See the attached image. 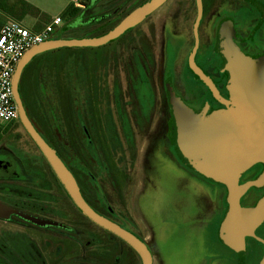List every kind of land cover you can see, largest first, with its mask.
<instances>
[{"label":"rangeland","instance_id":"1","mask_svg":"<svg viewBox=\"0 0 264 264\" xmlns=\"http://www.w3.org/2000/svg\"><path fill=\"white\" fill-rule=\"evenodd\" d=\"M24 1L38 9L47 19L52 20L57 16L61 18L63 20L61 37L76 40L95 38L90 28L77 29L74 27L77 16L82 9L72 8L69 0ZM84 15L83 21L87 22L89 20L88 12H85ZM11 19L14 18L11 17ZM25 19H29L27 20L29 23L33 18ZM212 21L209 16V23L211 24ZM1 23L2 21H0V26ZM122 44V40H116L96 49L67 48L36 56L27 66V69L34 70L27 100L37 98L38 111L41 112L42 119L51 122V136L65 150V140L57 134L58 131L53 127L54 120L52 121V117H56L58 122L63 119L65 125L68 126L67 122L70 124L73 121L72 113H74V117L80 115L83 125L88 127L87 121H90L92 115L90 106L96 105L98 107V99L101 104L100 111L96 108L95 112L96 114L100 113V116L95 117L99 118L96 120L100 121L104 129L105 134H103L102 139L108 145L110 156L106 151L108 163H105L103 159L105 169L94 174L95 168L93 167L92 178L97 179L98 185L103 186V192L107 195L101 194V197L108 205L111 215L108 212L104 214L124 229L140 234L153 252L155 238L152 235L161 234L164 228L163 224H166L165 222H168L167 217L171 216L170 235L175 234L168 238L167 245L175 249L177 264H182V261H185V264H200V255L195 256L187 252L188 249L196 248L198 244L196 239L187 236L190 227L188 223L183 224L182 217L184 212L188 210L189 200L193 197L192 183L196 185L198 179L208 183L207 178L205 176H203L205 178L199 177L191 169H187L186 165L181 163L178 153L174 154L173 149L177 146V132L170 119L167 97L162 91L160 82L162 74L159 71L156 80L157 103L149 118V124L143 119L142 111L137 104L140 98L139 94L131 90L135 78L132 66L135 55L131 54L135 44L128 42L124 49ZM192 44L191 37L190 46ZM156 57L160 59L161 56ZM185 58L179 57L180 60H185ZM116 96L120 101L118 110L114 105V97ZM40 101L43 102L41 107ZM28 104L30 110L32 102H28ZM29 115L36 125L31 116V110ZM119 118L124 121V127L121 123L119 124ZM0 127V141L2 142L0 151L13 154L21 162L31 158L37 164L35 159H41V156L38 155L36 148L28 138L20 132L18 134L20 139L16 143L12 137L2 136L1 132H3L4 127ZM61 130H65V128L61 126ZM124 130L131 137L133 149L126 141L127 137H125ZM38 131L39 135L56 151L57 148L48 139L47 134L39 129ZM72 131V126H70V132ZM66 154L62 153L68 164L74 168L78 164V159L73 154L68 153L67 156ZM1 157L2 155L0 156V170L4 169L5 173H9L11 168L7 167L6 162ZM108 166L111 167V171ZM188 166L191 167L189 164ZM185 174H188L190 181ZM82 182L88 187L85 192L92 197L94 203L99 204L100 202L95 200V188L91 181L89 183L84 178ZM214 182L215 185L221 184L217 181ZM111 183L124 186L125 189L120 194L111 186ZM5 186L8 190L4 189ZM221 188H223L222 193L217 190L213 193L215 206L218 201L221 203L222 212L220 216L226 212L227 207V192L223 186ZM1 198L6 203L13 205L27 206L29 202L36 203V210L53 216L54 219L64 213L61 208L66 210L60 203H55L57 197L52 192L41 194L27 188L20 189L12 184H0ZM25 199H31V201H23ZM40 205L42 207H39ZM223 207H225L224 210ZM67 212L64 217L68 216L69 224L77 229L78 236H82L88 225L82 223L81 218L76 213L71 210H67ZM165 228L168 230V227L165 226ZM0 234L2 235L1 264H31L33 261L27 259H31L32 249H43L41 252L47 258L49 255L52 258L54 254V247L44 251V245L55 239L52 233L31 227L25 228L24 226L23 228L22 225L12 223L0 224ZM222 235L226 240L224 233ZM210 240L206 241L205 249H203L205 253L200 257L201 259L207 257V261L211 263L218 254L210 245ZM116 248V255H121L119 253L126 247L118 243ZM92 250L95 251V248ZM11 252H13L12 256L10 255ZM135 255L128 254L129 257L125 255L123 264H129L128 258L133 261V264H141L140 259ZM235 262L237 264V257H235ZM246 263L250 264L249 260Z\"/></svg>","mask_w":264,"mask_h":264},{"label":"flooded vegetation","instance_id":"2","mask_svg":"<svg viewBox=\"0 0 264 264\" xmlns=\"http://www.w3.org/2000/svg\"><path fill=\"white\" fill-rule=\"evenodd\" d=\"M150 1L152 0H89L87 4H80L79 8L82 10L77 16L74 27L77 29L90 28L95 38L100 37L118 25L129 15V13ZM201 5L200 20L199 25H197L199 44L197 45L193 63L198 69L204 72L207 78L211 80V83L221 98L228 103V107H224L223 104L219 103L205 87L203 82H201V80L188 67V58L194 44L192 31L197 18L196 0H166L163 5L159 6L152 14L147 15L140 24L133 29H128L118 39L122 40L123 49L127 47L128 42L135 44L134 51L131 54L135 55L132 61L135 78L133 79L134 83L131 86V90L139 94L140 98L137 101V104L142 111L143 119L148 124L151 113L157 103L156 80L158 71L162 74V80H160L161 87L163 93L167 97V106L169 108L170 119L172 120L173 125H175L173 120L174 117L171 115L172 110L169 101L171 96H174L189 114L197 117L198 119L204 118L205 121H211L212 119L218 117H225V114H227L230 117L228 119L229 122L235 116L236 112L235 104L232 99L233 95L227 89L226 83L228 75L222 69L225 59L218 49L220 39L226 38L232 46L243 55V57L255 62L264 61V0H201ZM230 7L232 8L229 10ZM85 12H88L89 15V20L87 22L83 21ZM209 16L213 20L211 24L209 23ZM206 32L208 33L206 34ZM191 37L193 40L192 46H190ZM206 38L208 39L206 40ZM156 56L161 57L158 59ZM179 57L186 58L185 60H180ZM27 66L24 68L22 76H20V80L18 82L19 98L26 111L27 118L39 135L38 129L41 131V126L39 127L37 121L33 117V114L31 116L36 125L33 123L32 119H30L29 115L30 110L27 99L30 91L29 86L34 77V70L27 69ZM97 102V108L98 111H100L101 104L98 99ZM117 102L119 103L120 101L114 100V105ZM90 109L92 115L90 117V121H87L88 127L84 125L80 126L75 118L78 115H75L74 117V113H72L73 121L69 119L71 123L69 124V122H67V130L69 131L68 135H72L74 140L73 142H71V139L69 141H65V150L60 147L55 138L52 137V143L57 148L56 151L40 135L39 136L54 150L56 156L69 170L79 187L81 196L90 206V209L98 215L112 221L104 214L105 212L110 214V211L105 200H103L104 198L101 197V194H104L103 186L98 185L99 183L95 177L92 178L93 167L95 168L94 174L102 172L103 169H105L103 163L105 140L102 139L104 136L103 134L105 133L100 121L96 120L100 116V113L96 114L92 107H90ZM37 115L42 118L41 112H38ZM97 115L98 117L96 118L95 116ZM119 121V124L121 123L122 127H124V121L120 118ZM55 123L61 124V122H58L57 120ZM0 126L4 127L3 132H1L2 136L12 137L17 143V140L20 139L18 134L21 132L36 148L35 144L18 123V118L9 124H0ZM70 126H72L73 133L70 132ZM53 127L55 128V126ZM55 130H57V128H55ZM96 137L98 140L94 144L92 139ZM1 143L2 142L0 141V144ZM176 147L173 151L174 154L178 153L181 163H184L187 169H191L199 177L201 176L202 178H205L202 173L188 166V163L184 160L179 151L178 145ZM36 150L39 155L40 153L37 148ZM65 151L67 154L69 153L75 155L78 159V164L74 168L68 164L62 155V153L66 154ZM1 155V159H4L7 167L11 168V171L9 173H5L3 171L4 169L0 170V184H12L20 189L27 188L30 191L35 190V192L41 194L44 192H52L57 197V201L55 203H60V205L63 206V208H66V210L64 211L61 208L64 213H62L60 217H56L57 219H54L53 216H49L48 214L36 210V203L33 204L29 202V205L27 204V206H21L20 204L13 205L12 203H6L3 201V198H1V203L15 209V211L34 216V218L52 221V223H56L59 226H48L45 228L36 227L34 224L15 217L14 215L11 216L8 221H0V224L15 223L19 226L22 225L23 228L24 226L25 228L31 227L43 232L52 233L55 236L54 240L52 239L50 240V243L44 245V251L49 250L50 247H54V254L52 258H50L51 255H49L48 258L45 257L41 252L43 249H32L31 259H27L28 261H33L31 264L67 262L65 259L66 255L62 251L63 247L61 241L64 240H62L63 238L61 233H54L49 229L77 230L74 226H71V224L69 225V221H67L68 216L64 217V214L68 213L67 210H71L80 217L81 213L75 209L71 200L64 192L63 187L54 177L51 168L41 155H39L41 156V159H35L37 164L31 160V158L21 162L16 156L8 152L0 151V156ZM104 162L108 163L105 159ZM108 168L111 171V167L108 166ZM263 176L264 163L259 161L250 164L244 172L238 176L237 184L239 187L247 186L245 193L242 194L239 199V207L245 212L252 213L257 218L254 230L252 231L253 237H243L245 249L244 264H247L246 262L248 260L250 264H261L264 260V182L261 180ZM83 177L89 181V183L91 181L93 187L95 188V200L99 201V204L96 202L94 203L92 201V197L85 192L88 187L84 184V182H82L84 180ZM207 181L208 183L211 182L210 184L215 185L214 181H210L209 179H207ZM254 183H258L259 185L257 184L254 186ZM220 185L226 189L224 185ZM111 186L114 187L120 194L122 193L121 191L125 189L124 186H118L116 183H111ZM4 189L8 190L6 186ZM226 192L228 194L227 189ZM104 195L107 196L106 194ZM23 201H31V199H25ZM39 207L42 206L40 205ZM224 208L225 207H223V210ZM227 210L228 205L225 211L227 212ZM226 212L221 216V222L218 226V230H216L217 238L221 244H223V242L220 237L221 231L223 230ZM258 217H260V219H258ZM95 227L98 228L97 226ZM125 230L127 229L125 228ZM1 236L2 235L0 234V237ZM134 236L139 239L138 236ZM1 243L2 237L0 238V245ZM12 253L13 252L10 254L11 256ZM56 253H60V255L56 256ZM1 255L2 248L0 246V264L2 262ZM237 264H239L238 261Z\"/></svg>","mask_w":264,"mask_h":264},{"label":"water","instance_id":"3","mask_svg":"<svg viewBox=\"0 0 264 264\" xmlns=\"http://www.w3.org/2000/svg\"><path fill=\"white\" fill-rule=\"evenodd\" d=\"M166 0H152L137 8L118 25L97 38L49 40L30 48L18 61L12 76V100L16 105L18 123L35 144L38 152L51 168L54 177L63 187L75 209L93 225L108 232L124 242L140 259L141 264H152V255L147 246L123 227L98 215L90 209L79 192L75 180L54 150L37 134L36 129L26 116L19 98L18 82L24 68L36 56L53 50L76 48H100L118 40L128 29L140 24L147 15L152 14ZM197 18L193 25L194 44L188 58L189 69L203 82L213 97L224 107L228 103L221 98L211 80L194 65V57L199 44L197 25L201 15V0H196ZM224 57L222 69L228 75L227 89L233 95L235 116L218 117L211 121L198 119L171 96L170 106L177 132V145L184 160L207 179L220 182L228 191V210L220 237L224 245L236 254L239 264H244V236L253 237L252 231L256 216L239 207V199L247 186L239 187L238 176L254 162L264 163V61L255 62L243 57L225 38L218 45ZM264 182V176L262 177ZM258 184V183H257ZM254 183L253 185H257ZM259 185V184H258ZM34 224L36 227H57L56 223L15 211L0 202V221H8L11 216ZM260 219V217H258ZM264 264V260L261 262Z\"/></svg>","mask_w":264,"mask_h":264},{"label":"trees","instance_id":"4","mask_svg":"<svg viewBox=\"0 0 264 264\" xmlns=\"http://www.w3.org/2000/svg\"><path fill=\"white\" fill-rule=\"evenodd\" d=\"M8 0H0V8L4 11H7L9 15L14 18L17 21H23L25 18H34L37 21L33 25V27L30 28L33 32L40 31L45 25H47L51 19L45 18L38 9L35 7L25 3L22 0H15L12 3H10L9 6H7ZM82 4H87L89 0H79ZM61 34V33H60ZM61 40L65 39L59 35L58 37L54 38V40ZM68 39V38H66ZM118 42V41H117ZM118 96L114 97V100L117 101ZM28 102H32L30 105V110L33 114L34 119L37 121L39 127L41 126V131L45 134H47L48 139L52 142V136H51V123L50 121H44L41 117L37 115L38 111V100L35 98V100H28ZM37 102V103H36ZM41 106H43V102H41ZM33 107V108H32ZM94 111H96L97 106H90ZM115 107L119 109V103L117 102L115 104ZM72 110V107H70ZM58 110V107H57ZM78 124L81 126L83 125L81 116L75 117ZM55 119V120H54ZM53 125L55 128H57L58 135L63 138L65 141H69L71 139V142H73L74 138L71 135H68V130L65 125V121L63 119H60L61 124H56V117L54 118ZM58 121V120H57ZM61 126L65 128V130H61ZM1 129V127H0ZM125 131V137H127V142L129 143L130 147L133 149V144L131 142V137L129 136V133ZM91 137V136H90ZM92 138V137H91ZM93 143L95 144L98 140V138H93ZM91 141V139H90ZM106 151H108V155L110 156V151L108 148L107 143L104 141V159L106 162H108V157L105 154ZM90 203V202H89ZM80 215V214H79ZM81 221L84 224H87L85 231L83 232L82 236H78L77 230L73 229H49L50 231L54 233H61L64 241L62 242L63 252L65 253V259L67 262H50L46 264H123V259L126 255V257H129L130 255H135V253L126 246L124 242L121 240L113 237L112 235L108 234L107 232L96 228L93 226L88 220L83 218L80 215ZM70 225V224H69ZM73 226V225H71ZM118 243L122 244L126 248L123 249L119 254L116 255V246H118ZM92 248H95V251L92 250ZM60 253H56V256H59ZM62 255V254H61ZM136 256V255H135ZM129 264H133V261L128 258Z\"/></svg>","mask_w":264,"mask_h":264},{"label":"crops","instance_id":"5","mask_svg":"<svg viewBox=\"0 0 264 264\" xmlns=\"http://www.w3.org/2000/svg\"><path fill=\"white\" fill-rule=\"evenodd\" d=\"M15 0H8L7 6L10 5ZM24 1V0H22ZM72 4V8H79L81 2L79 0H69ZM26 3V1H24ZM28 4V3H27ZM8 20H14L11 19V16L7 11H4L0 8V21L4 24ZM27 20L24 19L23 21H18L22 26L25 28H31L37 21L36 19H31L29 23H27ZM1 23V25H3ZM26 24L27 26H25ZM1 27V26H0ZM188 177V174H185ZM190 177H188V180ZM190 181V180H189ZM193 186L192 192L193 197L188 202V210L184 212V215L182 217L183 224L188 223L190 227V231L187 233V236L189 238H193L197 240V246L194 249H188L187 252H190L191 254L195 256H202L204 255L205 244L208 239H211L209 242L212 247H214V250L216 251L217 256L211 261H207V257H201L199 256V262L200 264H236L235 262V253L231 250V248L221 244L217 238V231L218 226L221 222V206L220 201L217 202L215 206V201L213 199V193H215V190L217 191H223V188H221V185H213L210 183H205L202 181V179L197 180V186L192 183ZM174 215V214H173ZM171 216L167 217L166 224H163V230L161 231V234H153L154 236V252L149 249V246L147 245L145 239L141 237L140 234H135L133 232H130L136 236H140L139 239H141L145 245L147 246L149 252L152 255V264H177L178 260L175 259V249L167 245L168 238L170 236H173L175 233L171 234L170 228L171 225ZM168 223V224H167ZM165 225V226H164ZM150 230V228H149ZM189 230V229H188ZM128 231V230H127ZM181 234V233H180ZM219 243V244H218ZM184 252V250H183ZM182 264H185V261H182Z\"/></svg>","mask_w":264,"mask_h":264},{"label":"built area","instance_id":"6","mask_svg":"<svg viewBox=\"0 0 264 264\" xmlns=\"http://www.w3.org/2000/svg\"><path fill=\"white\" fill-rule=\"evenodd\" d=\"M58 16L40 31L33 32L18 21L8 20L0 27V124L17 119L16 105L12 100V76L18 61L35 45L54 40L63 29Z\"/></svg>","mask_w":264,"mask_h":264}]
</instances>
